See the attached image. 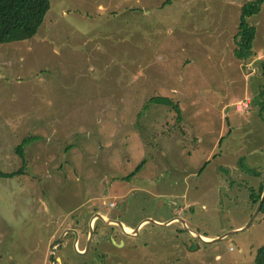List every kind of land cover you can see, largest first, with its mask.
<instances>
[{
	"label": "rangeland",
	"instance_id": "374dc122",
	"mask_svg": "<svg viewBox=\"0 0 264 264\" xmlns=\"http://www.w3.org/2000/svg\"><path fill=\"white\" fill-rule=\"evenodd\" d=\"M251 1L51 0L33 39L0 44V172H18L16 147L35 137L25 174L0 177V264H53L57 230L93 207L141 224L131 264H256L264 200L247 230L191 234L242 229L259 204L264 5L248 19L256 58L234 53Z\"/></svg>",
	"mask_w": 264,
	"mask_h": 264
},
{
	"label": "trees",
	"instance_id": "16d2710c",
	"mask_svg": "<svg viewBox=\"0 0 264 264\" xmlns=\"http://www.w3.org/2000/svg\"><path fill=\"white\" fill-rule=\"evenodd\" d=\"M264 0H254L245 4L241 9L239 32L235 39L237 48L235 57L240 61H248L256 58L253 45L256 35L255 27L250 25L248 19L258 15L263 8ZM51 10V0H0V44H11L33 39L45 22L46 16ZM264 95V92H262ZM152 104L174 106L181 114L179 102H175L167 96H156L150 99ZM264 110V101L261 103ZM262 110V111H263ZM35 137H26L17 147L16 153L23 164L18 172L2 173L0 177L14 178L19 174H25L26 169V146ZM222 141V139H221ZM258 176L261 173L256 172ZM263 193V185H260L258 194L253 193L251 199L257 204ZM256 264H264V246L259 247L256 255Z\"/></svg>",
	"mask_w": 264,
	"mask_h": 264
},
{
	"label": "flooded vegetation",
	"instance_id": "af4514ba",
	"mask_svg": "<svg viewBox=\"0 0 264 264\" xmlns=\"http://www.w3.org/2000/svg\"><path fill=\"white\" fill-rule=\"evenodd\" d=\"M157 140L158 139L152 140L150 138L147 140L148 144H145L146 142L144 143L143 140L141 141L142 145H148L150 148V153H153V156L150 155L151 158L147 159V162L156 159V153H158L157 146L160 144ZM124 160H126V158ZM145 161L146 160H142L140 163L141 166L140 168L136 169V172L141 170L142 167L147 163ZM106 162L108 161L106 158H104L102 163ZM58 168L63 169V166L61 167V165H59ZM21 175L24 174H19L17 176ZM118 205L119 204L114 203L113 207L117 208ZM99 213L100 212L95 207H93V212L87 219L83 220L84 217L78 218L74 216L72 217L71 221H69L67 224H64L67 226L62 227L61 230H57V232H59L57 240L51 244V251L53 252L51 262L53 264H131L136 260V257H138V255H135L137 252L136 243L142 244L141 246H146L148 241H139L140 239L137 238V233H123L119 225L114 222H104L98 218L93 219V217L98 214L103 217L106 216V219L118 221L114 215L110 217L109 215ZM84 215L86 214L84 213ZM58 223L60 222L54 221L55 225H58ZM59 225L63 226L62 224ZM60 234H62L61 240L59 239ZM177 239L179 240L180 238ZM155 241L157 240H154L153 242ZM186 242L187 241L182 240L181 244L183 245ZM69 243L72 246V251H74V254L73 252L68 254L62 252L64 245L67 246ZM72 256L80 257V261H71L69 258ZM86 256L88 259L81 260V258H86Z\"/></svg>",
	"mask_w": 264,
	"mask_h": 264
},
{
	"label": "water",
	"instance_id": "95a60500",
	"mask_svg": "<svg viewBox=\"0 0 264 264\" xmlns=\"http://www.w3.org/2000/svg\"><path fill=\"white\" fill-rule=\"evenodd\" d=\"M262 178H263V193H262V196H261V199L259 201V204H258V207H257V210L253 216V218L251 219V221L248 223L247 226H245L244 228L242 229H239V230H236V231H233V232H230V233H227L225 235H223L222 237H219V238H216V239H210V240H205L203 237H201L199 234H197L196 232L194 231H191V233L193 234V236L196 238L197 241H199L200 243H206V244H211V243H215V242H218V241H221L223 239H225L226 237L228 236H231L233 234H236L238 232H242L244 230H247L249 228V226L252 224L253 220L255 219V217L259 214V212L261 211L262 207H263V200H264V170H263V173H262ZM95 218H98V219H101L102 221L104 222H114L116 223L117 225H119V227L122 229V232L125 233V234H131V233H137V230L139 228V225L136 229H132L129 231V233L125 230V227L124 225L117 221V220H109V219H106V217H103L101 215H98L96 214L93 219ZM146 222H150V221H144L143 223H146ZM171 222V221H169ZM169 222H166L165 224L163 225H168ZM142 223V224H143ZM155 225H160V224H155ZM162 225V224H161Z\"/></svg>",
	"mask_w": 264,
	"mask_h": 264
},
{
	"label": "built area",
	"instance_id": "2783aa9c",
	"mask_svg": "<svg viewBox=\"0 0 264 264\" xmlns=\"http://www.w3.org/2000/svg\"><path fill=\"white\" fill-rule=\"evenodd\" d=\"M249 106V101H242L239 104H237V109L242 110L243 108H246Z\"/></svg>",
	"mask_w": 264,
	"mask_h": 264
},
{
	"label": "crops",
	"instance_id": "0c3cea01",
	"mask_svg": "<svg viewBox=\"0 0 264 264\" xmlns=\"http://www.w3.org/2000/svg\"><path fill=\"white\" fill-rule=\"evenodd\" d=\"M263 68H264V64H263ZM124 227L127 228V232H129L131 229L129 226H126V225H124ZM200 236L203 237L204 239H207V240L214 238L213 236H207V235H200Z\"/></svg>",
	"mask_w": 264,
	"mask_h": 264
},
{
	"label": "bare ground",
	"instance_id": "6f19581e",
	"mask_svg": "<svg viewBox=\"0 0 264 264\" xmlns=\"http://www.w3.org/2000/svg\"><path fill=\"white\" fill-rule=\"evenodd\" d=\"M125 230L127 231V228H125ZM205 240H207V239H205Z\"/></svg>",
	"mask_w": 264,
	"mask_h": 264
}]
</instances>
